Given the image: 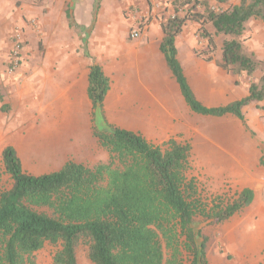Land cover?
Returning <instances> with one entry per match:
<instances>
[{"label":"crops","instance_id":"obj_1","mask_svg":"<svg viewBox=\"0 0 264 264\" xmlns=\"http://www.w3.org/2000/svg\"><path fill=\"white\" fill-rule=\"evenodd\" d=\"M11 1L0 0V90L7 92L0 93V154L13 147L25 173L24 162L39 157L48 173L70 160L85 165L76 153L101 149L87 96L89 68L98 65L110 83L103 103L110 125L155 145L170 139L189 144L212 193L252 192L248 207L218 224V264H263L264 204L256 202L264 192V99L243 107V121L190 110L160 51L161 22L182 14L174 12L172 0H41L15 11L7 6ZM129 7L149 15L137 39L129 38ZM205 28L214 50L200 25L189 22L175 37L176 59L195 98L206 108L224 107L246 98L264 72V23L250 19L244 35V50L260 61L252 76L222 67L223 36ZM17 30L26 44L18 68L9 72ZM36 148L41 152L33 157ZM46 149L52 153L43 157Z\"/></svg>","mask_w":264,"mask_h":264},{"label":"trees","instance_id":"obj_2","mask_svg":"<svg viewBox=\"0 0 264 264\" xmlns=\"http://www.w3.org/2000/svg\"><path fill=\"white\" fill-rule=\"evenodd\" d=\"M171 4L182 14L161 22L160 51L185 103L195 114H231L243 121V107L264 99V72L250 84L246 98L206 108L184 77L174 41L187 23L194 22L213 51L205 28L210 25L216 36H223L222 67L236 76H252L260 61L244 50V35L250 19L264 23V0ZM87 81L93 136L108 154V162L87 167L70 160L55 172L33 176L23 171L13 147L3 148L1 164L12 183L0 191V264H33V254L46 244L59 246L53 264H77L76 249L82 243L88 245L92 264H183L184 253L190 264H208L205 239L197 243L195 219L225 222L251 204L252 192L244 189L225 204L219 196L206 203L192 175L190 145L174 139L155 145L138 133L110 125L103 110L109 79L94 64Z\"/></svg>","mask_w":264,"mask_h":264},{"label":"rangeland","instance_id":"obj_3","mask_svg":"<svg viewBox=\"0 0 264 264\" xmlns=\"http://www.w3.org/2000/svg\"><path fill=\"white\" fill-rule=\"evenodd\" d=\"M38 1H41V0H12L11 5L7 4V6H10L12 11L22 10L21 8L22 4H26L27 2H30L31 4H35ZM129 8L134 11H137V13L143 18L144 24L146 23V20L149 16L148 14L144 12L142 13L140 9H136L134 7H129ZM24 20L28 22V24L29 23L32 24L30 20H27V19H24ZM15 34H19L20 36H22L21 30H17L14 32L12 36V40H11V48L14 43ZM22 40H23V37H22ZM22 42H23L22 43V51H23V48L26 43L24 42V40ZM0 93H2L4 96L7 95L6 89L4 88L0 90ZM43 151H44L42 154L43 157L45 155L48 156L50 153H52L48 149L43 150ZM40 152H41L40 149L36 148L35 151L31 153H32V156L34 157V156H37L38 153ZM39 158H40V161L43 160L42 157H39ZM76 158L83 160L87 167H93L98 163L108 162V154L102 149H98L96 151L91 149L89 151H86L85 153L84 152L76 153ZM40 161L26 160L24 163H25V166L28 167L26 169L27 174L33 175V176H38L37 174L39 175L48 174L47 172L48 170L47 168H45L46 166L43 163L40 165L39 163ZM42 162H45V161H42ZM191 165L193 169L192 175L193 177H195L201 197L206 203L211 202L217 196L220 197L221 202H223L224 204L236 198V193H234V191L231 190L230 188L229 189L224 188L225 191L224 192L222 191L221 193H212L209 190L207 179L204 177L203 172L200 170L198 166L199 161L198 160L194 161L191 159ZM11 183H12L11 179L9 175L5 173L3 166L1 164V161H0V191L8 190L11 187ZM256 203L264 204V192H262L259 195ZM194 228H195V231L198 233L197 243L200 244L202 240L205 239V253H206L207 259L209 260V264H218L219 259H220L219 255L221 253L220 250H218V247H220V242L217 240L218 224H213L201 218H196L194 222ZM58 249H59L58 245L54 246V245L46 244L40 251L33 254L32 263L33 264H53V256ZM165 257H168L167 252H165ZM226 258L229 261L232 257L227 256ZM76 260H77V264H92L88 257V245H86L85 243L78 245L76 249ZM182 261H183V264H190L189 263L190 259L188 258L186 253L183 254Z\"/></svg>","mask_w":264,"mask_h":264},{"label":"built area","instance_id":"obj_4","mask_svg":"<svg viewBox=\"0 0 264 264\" xmlns=\"http://www.w3.org/2000/svg\"><path fill=\"white\" fill-rule=\"evenodd\" d=\"M126 16L130 21L131 30L129 33L130 39H137L140 35L139 28L140 26L144 25L143 18L137 13V11H134L130 8L126 10ZM174 15L170 16L173 17ZM32 24H35L34 21H32ZM22 36L19 34L14 35V43L12 45L11 51L9 53V66L8 70L9 72L15 71L19 63L21 61V52H22Z\"/></svg>","mask_w":264,"mask_h":264}]
</instances>
